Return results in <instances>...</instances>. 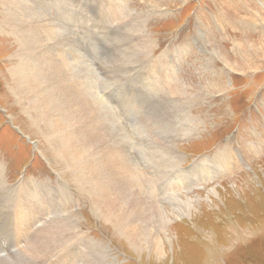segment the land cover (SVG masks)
<instances>
[{
  "label": "rangeland",
  "instance_id": "1",
  "mask_svg": "<svg viewBox=\"0 0 264 264\" xmlns=\"http://www.w3.org/2000/svg\"><path fill=\"white\" fill-rule=\"evenodd\" d=\"M48 2L47 19L64 11L71 20H62L65 33L45 36L73 37L64 58L92 70L94 92L113 114L107 137L130 142L143 200L159 201L170 222L142 225L148 246H134L71 182L16 90L24 46L0 0V264H264V0ZM167 145L174 165L156 152ZM35 189L52 199L11 204L17 190ZM189 200L195 209L184 214Z\"/></svg>",
  "mask_w": 264,
  "mask_h": 264
},
{
  "label": "bare ground",
  "instance_id": "2",
  "mask_svg": "<svg viewBox=\"0 0 264 264\" xmlns=\"http://www.w3.org/2000/svg\"><path fill=\"white\" fill-rule=\"evenodd\" d=\"M15 1L16 3L13 2L12 0H5L4 5L6 6L9 17H11V19H9L7 24L9 28L12 30V32L18 37V40L21 42V44L23 43L24 46L22 48L23 49L22 53H19L18 55L19 65L18 67H16V69H14V74H13V82L15 84L16 90L19 92V94L22 95L24 100L28 103L27 109L33 114V118H34L33 120L35 124L44 125L45 130L47 132V137H46L47 141L54 146L55 150L54 149L53 150L55 152V155L62 161L63 165L67 169V173L69 174L71 182L76 184L81 190H86L92 195L93 197L92 199L94 200V202L93 201L92 202L93 204L95 203L94 206L96 205V209L101 214V216L105 220L111 222L120 233L125 235L129 239V242L130 241L132 242V245L137 243L141 247H144V245L146 246V242H143L141 240V236L143 234L140 232L139 228L140 227L142 228V225L144 227V224L148 222H152L153 220L160 218V225L161 228L164 230V228L168 227L167 225L170 222V219L167 217L169 213L168 212H167L168 214L166 213L163 205L159 203V201H157L156 204L153 203L150 204L149 201L143 200L140 186L136 184V179L138 177H135V175L138 176L139 173V170L137 168V162L136 159L131 156L128 149V146H130V142L127 143L124 139H122L118 143L117 141H115V139H111V137L110 138L107 137L105 131L108 128L106 127V124L107 121L113 119V114L106 109V107L101 103L102 102L101 98L99 97L98 99L97 95L94 92L95 77L92 70L89 69L87 65L86 67H83V70H81V65H80L81 63L79 64L69 63L68 61L69 59L67 60V56L66 58H64L65 55L63 56L64 54L63 51H65L64 47L67 45L68 42L72 40L73 37L71 38L60 37L58 40L59 42H55L51 40L52 39L51 34L49 35L51 39L45 36L47 35V31L48 33L49 31L52 33L53 30L56 31L57 35L59 31L65 33L64 27L62 26V22H63L62 20H64V17L66 18L67 15L65 16V13H63L64 11H62V13L61 12L54 13V15L56 14V16L47 19L46 12L44 13L42 12V10L45 11L49 10V12L53 10V6L50 5L48 2L49 0L46 1L45 4L43 1L40 2L39 0H15ZM121 8L119 7V9H121L120 12L122 11H125L127 13L131 12L125 6ZM69 18L71 20V15ZM67 21L70 22L69 19ZM141 24L143 25L142 22ZM42 25L45 26V29H42L43 28ZM143 28L145 27L143 26ZM46 29L48 30L46 31V33H44V30ZM50 41L55 43L50 44L49 43ZM150 42L152 41L150 40ZM64 59L67 60L68 62H66ZM78 59L81 60L82 58L78 57ZM173 72L176 73L175 71ZM107 118H110V120H107ZM182 132H184V129ZM187 135H189V133ZM174 147L171 145H167V148L164 149L161 148L156 152L159 153L162 151L161 159L163 160V162H166L169 165L170 164L174 165L179 160L178 154L176 153ZM164 157H166L167 160L164 159ZM166 166L167 165H165V167ZM142 171L146 172L144 169ZM147 174L149 176L148 175L143 176L144 180L152 181V175H150L149 173ZM24 190L25 189H23V192L25 193L26 191ZM35 190H37V192L35 191L33 193L30 190L31 193L27 194L26 197H21L22 195L20 194L21 190H17V192L13 195L15 198L11 200V204H15V205L17 204L19 208H21L20 205L22 203H28L30 204V207L31 205H36V207L37 206L43 207L45 204H47L50 201V199H52L50 198V196L47 195L49 193L45 192L47 191V189L43 191L45 193L39 192V190L41 189H35ZM54 192L55 189L53 190V193ZM52 196L55 197L56 195H52ZM63 200H65L66 203L67 199H63ZM174 201L175 200H173V202ZM188 203L189 204L186 203L187 205L185 204L186 210L185 212L183 211L184 214H188L191 210L195 209L194 208L195 206H193V201L189 200ZM61 210H63V213L66 212L64 211V209ZM48 211L50 210L48 209ZM64 215L62 214L61 216L64 217ZM64 222L61 221L60 223H64ZM32 226L39 227L40 223L38 221H34L32 223ZM151 228L153 227L151 226ZM53 232L55 233V231ZM60 232L58 231L56 233H60ZM164 232H165L164 236H167L166 234L168 233L166 231ZM30 244H31V240H28V242L25 245L30 246ZM151 248H153V246ZM31 255H33V253L30 254V257ZM11 260H9V262ZM17 261L18 260H16V262Z\"/></svg>",
  "mask_w": 264,
  "mask_h": 264
}]
</instances>
